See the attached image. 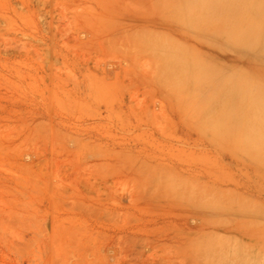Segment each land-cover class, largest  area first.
Listing matches in <instances>:
<instances>
[{
	"label": "rangeland",
	"instance_id": "rangeland-1",
	"mask_svg": "<svg viewBox=\"0 0 264 264\" xmlns=\"http://www.w3.org/2000/svg\"><path fill=\"white\" fill-rule=\"evenodd\" d=\"M0 264H264V0H0Z\"/></svg>",
	"mask_w": 264,
	"mask_h": 264
},
{
	"label": "bare ground",
	"instance_id": "bare-ground-1",
	"mask_svg": "<svg viewBox=\"0 0 264 264\" xmlns=\"http://www.w3.org/2000/svg\"><path fill=\"white\" fill-rule=\"evenodd\" d=\"M217 4H218V2H217ZM222 4H223V3H222ZM233 4H234V3H233ZM220 5H221V4H220ZM218 7H219V5H218ZM218 7H217V8H218ZM221 7H222V6H221ZM233 8H235V7H233ZM240 8H241V7H240ZM225 9H226V8H225ZM237 9H238V8H237ZM227 10H228V9H227ZM241 10H242V9H241ZM241 10H239V13H240ZM215 11H216V10H215ZM218 11H219V10H218ZM232 11H233V10H232ZM237 11H238V10H237ZM243 13H244V12H243ZM224 14H225V13H224ZM237 14H238V13H237ZM237 14H235V15H237ZM241 14H242V12H241ZM239 15H240V14H239ZM243 15H244V14H243ZM214 16H215V15H214ZM214 16H213V17H214ZM229 16H231V15H229ZM241 17H242V16L240 15V18H241ZM244 17H245V16H244ZM237 18H238V17H237ZM240 18H239V19H240ZM239 19H238V20H239ZM228 20H230V17H229ZM231 20H232V19H231ZM241 20H243V19L241 18L239 21H241ZM210 21H212V19H210ZM213 22H214V21H213ZM228 22H229V21H228ZM234 25H235V24H234Z\"/></svg>",
	"mask_w": 264,
	"mask_h": 264
}]
</instances>
